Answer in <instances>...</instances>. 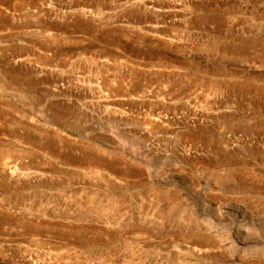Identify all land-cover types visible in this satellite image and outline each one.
Listing matches in <instances>:
<instances>
[{"label":"rangeland","instance_id":"rangeland-1","mask_svg":"<svg viewBox=\"0 0 264 264\" xmlns=\"http://www.w3.org/2000/svg\"><path fill=\"white\" fill-rule=\"evenodd\" d=\"M0 264H264V0H0Z\"/></svg>","mask_w":264,"mask_h":264}]
</instances>
